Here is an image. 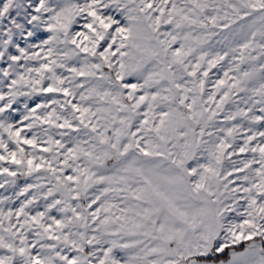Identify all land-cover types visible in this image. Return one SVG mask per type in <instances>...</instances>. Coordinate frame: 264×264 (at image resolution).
Segmentation results:
<instances>
[{
    "label": "snow or ice",
    "instance_id": "snow-or-ice-1",
    "mask_svg": "<svg viewBox=\"0 0 264 264\" xmlns=\"http://www.w3.org/2000/svg\"><path fill=\"white\" fill-rule=\"evenodd\" d=\"M0 189V264H264V0H0Z\"/></svg>",
    "mask_w": 264,
    "mask_h": 264
},
{
    "label": "rangeland",
    "instance_id": "rangeland-1",
    "mask_svg": "<svg viewBox=\"0 0 264 264\" xmlns=\"http://www.w3.org/2000/svg\"><path fill=\"white\" fill-rule=\"evenodd\" d=\"M213 71H215V70H213ZM4 192V190L3 189H0V193H3Z\"/></svg>",
    "mask_w": 264,
    "mask_h": 264
}]
</instances>
